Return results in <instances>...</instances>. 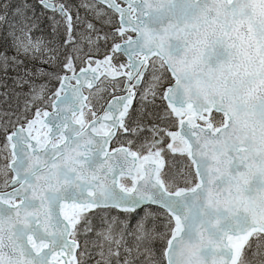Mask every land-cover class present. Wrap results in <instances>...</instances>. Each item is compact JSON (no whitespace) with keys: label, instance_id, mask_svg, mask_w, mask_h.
<instances>
[{"label":"snow or ice","instance_id":"snow-or-ice-1","mask_svg":"<svg viewBox=\"0 0 264 264\" xmlns=\"http://www.w3.org/2000/svg\"><path fill=\"white\" fill-rule=\"evenodd\" d=\"M0 89V264H264V0H0Z\"/></svg>","mask_w":264,"mask_h":264},{"label":"trees","instance_id":"trees-1","mask_svg":"<svg viewBox=\"0 0 264 264\" xmlns=\"http://www.w3.org/2000/svg\"><path fill=\"white\" fill-rule=\"evenodd\" d=\"M36 66H37V67H40L41 65L37 64ZM30 67H31V65H30ZM43 67H45V68H46V67H47V65H43ZM0 90H2V89H0Z\"/></svg>","mask_w":264,"mask_h":264},{"label":"rangeland","instance_id":"rangeland-1","mask_svg":"<svg viewBox=\"0 0 264 264\" xmlns=\"http://www.w3.org/2000/svg\"><path fill=\"white\" fill-rule=\"evenodd\" d=\"M83 15V13H81Z\"/></svg>","mask_w":264,"mask_h":264}]
</instances>
